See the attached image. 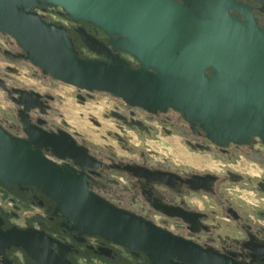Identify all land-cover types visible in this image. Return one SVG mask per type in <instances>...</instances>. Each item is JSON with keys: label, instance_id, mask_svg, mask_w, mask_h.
<instances>
[{"label": "flooded vegetation", "instance_id": "obj_1", "mask_svg": "<svg viewBox=\"0 0 264 264\" xmlns=\"http://www.w3.org/2000/svg\"><path fill=\"white\" fill-rule=\"evenodd\" d=\"M184 5V0H173ZM252 9L253 17L264 29V13L254 0H236ZM36 12L46 23L62 25L83 59H105L83 42L79 28L112 50L111 37L91 23L74 21L57 6L40 3ZM241 19L246 18L230 10ZM118 54L138 67L129 53ZM26 51L18 40L0 32V60L27 64L36 68L43 80L57 82L41 68L20 58ZM6 64L0 72L4 87L0 90L13 103V110L0 115V127L12 136L36 142L46 137L56 143L40 145L45 158L76 176V184L86 186L92 196L115 208L140 218L164 233L160 242L149 249H135L112 238L92 233L85 227L83 214L71 212L66 199L60 203L36 185L0 181V264H264V142L256 137L249 144H230L221 148L195 129L183 115L169 109L149 113L124 104L106 117L116 120L119 131L111 136L132 155L94 150L82 133L70 131L66 124L56 125L50 116L57 99L51 92H40L22 85H11L9 77L18 69ZM76 100L86 104L92 93L77 91ZM28 106V108H26ZM97 125V117L91 118ZM167 134L186 137L185 144L194 151L219 153L228 162L225 170H213L178 158L154 161L152 154L134 147L129 130L141 140L153 138L157 124ZM182 124L183 130L178 126ZM70 135L75 145L66 137ZM37 146L32 145L33 149ZM77 149L84 157L78 164L71 157ZM56 154H55V153ZM192 156V155H189ZM200 156V157H198ZM194 156L201 160L202 155ZM245 159L250 166H241ZM248 168V169H247ZM252 171V172H251ZM70 212V213H69ZM74 217V218H72ZM152 249L156 257L150 255Z\"/></svg>", "mask_w": 264, "mask_h": 264}, {"label": "water", "instance_id": "obj_2", "mask_svg": "<svg viewBox=\"0 0 264 264\" xmlns=\"http://www.w3.org/2000/svg\"><path fill=\"white\" fill-rule=\"evenodd\" d=\"M254 1L264 13V0ZM184 2L0 0V32L18 40L26 51L20 58L79 91L108 93L149 113L174 109L221 148L249 144L256 137L264 142V29L252 8L236 0ZM40 3L101 28L112 38V50L79 28L85 45L105 57L81 58L67 29L46 23L36 12ZM119 50L139 66L121 57ZM40 145L57 147L49 137L44 143L23 140L0 127V181L36 185L59 204L67 199L72 213L83 214L88 231L122 245L146 250L160 242L156 236L164 233L92 196L86 186L79 187L76 176L45 158ZM82 151L87 156L86 149L71 156L78 164ZM155 250L150 252L153 258Z\"/></svg>", "mask_w": 264, "mask_h": 264}, {"label": "rangeland", "instance_id": "obj_3", "mask_svg": "<svg viewBox=\"0 0 264 264\" xmlns=\"http://www.w3.org/2000/svg\"><path fill=\"white\" fill-rule=\"evenodd\" d=\"M10 64L5 60H0V72L7 73L5 66ZM18 69L17 74H11L9 77V83L11 85H22L27 88H33L40 92H51L57 99L53 103V112L50 118L56 125L66 124V128L70 131H76L82 133L86 138L87 143L94 150H103L107 152H115L117 154L132 155L118 144L115 138L111 136L113 130L119 131L115 125L116 120L108 116L109 112L116 107H120L125 110V102L121 99L113 97L111 94L94 92L92 96L87 100L86 104H82L76 100L75 87L64 84L60 81L52 82L50 79L43 80L38 75L39 71L27 64H10ZM76 108H80L79 112ZM13 110V103L6 97L5 93L0 90V115L6 116ZM97 117V120L101 122V125H97L91 118ZM180 124L178 129L183 130ZM163 125L158 123L156 132L153 138L145 137L143 140L139 138L136 132L129 130L131 139L133 140L134 147L139 151H143L147 154L153 155V160L156 161L162 158H178L177 150L184 152L187 155L198 156L202 155L201 160L206 161L203 165L213 170H225L228 162L223 159V156L219 153H206L201 151L191 150L184 142L186 137L181 134H176V129L168 126L172 131L171 134H167L162 130ZM200 157V156H198ZM180 159V158H179ZM241 166H250L245 159H241Z\"/></svg>", "mask_w": 264, "mask_h": 264}, {"label": "bare ground", "instance_id": "obj_4", "mask_svg": "<svg viewBox=\"0 0 264 264\" xmlns=\"http://www.w3.org/2000/svg\"><path fill=\"white\" fill-rule=\"evenodd\" d=\"M76 109L78 111H74V112H79L80 111V108H76ZM176 153L178 154L180 159L185 160V161H187L189 163H192V164H195V165H201V164H205L206 163V161L200 160L198 158H194L192 156H189V155L185 154L184 152H181L180 150H177Z\"/></svg>", "mask_w": 264, "mask_h": 264}]
</instances>
